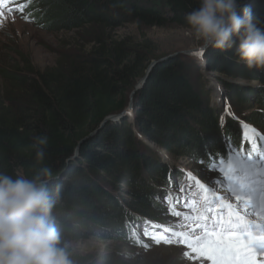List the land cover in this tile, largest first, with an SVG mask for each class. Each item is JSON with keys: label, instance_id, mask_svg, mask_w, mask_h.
Wrapping results in <instances>:
<instances>
[{"label": "trees", "instance_id": "trees-1", "mask_svg": "<svg viewBox=\"0 0 264 264\" xmlns=\"http://www.w3.org/2000/svg\"><path fill=\"white\" fill-rule=\"evenodd\" d=\"M255 3L252 9L264 18V0ZM28 5L26 12L43 30L74 33L72 46L80 48L75 49L76 53L67 50L53 67L46 69L37 68L29 59L16 65L0 61V172L13 175L19 170L32 176L47 165L53 173L51 182L63 172L78 148L85 157L89 152V160L81 164L88 170L84 167L70 175L68 189L58 198L62 207H57L73 212V219H80L87 227L95 217L99 230L94 228L89 234L110 237L112 233L145 248L165 242L161 230L166 223L173 231L189 233L179 225V218L184 214L191 216L189 212L197 205L193 200L185 203L184 199L197 190L204 193V200H210L211 188L204 179L224 182L227 191L239 190L242 196L248 191L246 187L240 188L229 166L237 157L264 151V119L252 115L243 117L246 123L227 120L233 117L230 110L223 119L218 110L221 107L213 102L211 92L205 97L194 84L203 77L198 76L196 82L191 78L193 72H205L207 67H218L214 72L235 78V49L219 52L208 48L201 57L163 62L167 67L161 62L154 68L159 72L148 77L138 91L141 104L148 110L147 117L152 118L145 131L134 129L138 112L134 105L131 116H121L120 123L112 125L117 123L113 122L90 138L107 117L127 109L128 94L144 77L150 59L149 55L144 56L145 47L143 50L142 45L117 34L118 30L130 23L145 28L170 24L190 28L186 16L199 7V0H30ZM204 57L209 60L206 67L202 66L206 62ZM238 69H243L240 74L247 73L260 83L263 94L259 102L264 105L262 71H250L245 65ZM230 88L236 105L245 106L246 93ZM128 120L131 127L126 125ZM195 123L197 129L193 127ZM38 135L49 138L43 164L36 161L35 150L30 147ZM146 136L165 147L174 159L189 157L196 164L169 170L167 165L143 153L145 146L140 137ZM125 174L134 197L128 206L105 190L107 186L117 190L116 185ZM49 191L54 200L56 190ZM176 191H181L182 200ZM258 202L257 189L252 203ZM52 220L62 244L70 242L61 217ZM153 225L161 226L153 233L155 230L149 228ZM72 260L73 264H125L113 255L95 260L72 253Z\"/></svg>", "mask_w": 264, "mask_h": 264}, {"label": "rangeland", "instance_id": "rangeland-1", "mask_svg": "<svg viewBox=\"0 0 264 264\" xmlns=\"http://www.w3.org/2000/svg\"><path fill=\"white\" fill-rule=\"evenodd\" d=\"M29 1L30 0H26V2ZM246 4H251V7L254 8L256 3L255 0H248L246 1ZM0 12H3V16H0V61L5 60L11 65H16L24 59H29L37 68L46 69L53 67L60 59L61 55L67 50H74V53H76L75 49L80 48L78 45L75 49L74 46H72L74 44V41L72 40L75 36L74 33L50 32L43 30L41 26L31 18V15L26 13L25 9H18L13 2H5L1 4ZM117 34L129 38L136 44L138 43L142 45L143 50L144 47L146 50L144 56L146 55L147 58L148 55L150 56L144 77L136 82L133 91L128 94L127 109L130 111V107L135 105V110H138V112L136 111V128L134 129L136 132L142 133L143 130L145 131V128L148 127V123L152 121V118L150 119L147 117L148 110L141 104L139 99L141 96L138 95V91L145 85V78H150L156 72H159L155 71L154 68L158 67L161 62H166L172 58L185 59L190 56L201 57L208 48L201 46L200 42L194 38L191 34L190 28L186 25L182 27L170 24L163 28H145L139 26L137 23H130L126 24L123 29L118 30ZM218 56L220 55L218 54ZM204 60H206V62L205 64H202V66L206 67L208 66L209 60L208 58H205ZM167 66L169 65H164V67ZM232 66L234 68L233 70H235L234 72H236V77L232 79H228L227 76L219 71L214 72L218 67H207L204 69L205 72L203 70L199 72L195 71L192 73L191 78L193 82H196L198 76L201 78L203 77V79L198 78L197 83L194 84L197 85L200 90L202 89L205 97H208L211 92L213 102L221 107L218 110L223 119L227 118L225 113L229 110L233 117H228L227 120L246 123L243 117L252 115H259L264 119V105H261L259 102V97H262L263 94L261 88H259L260 83L255 80V78L253 79L251 76H248L247 73H242L243 75L240 74L241 72L239 70L243 69H238V66H244V64L234 61ZM262 74L264 77V71H262ZM229 86L233 89H241L246 93L247 99L245 106L236 105L234 95L231 96L230 94L231 88ZM254 89L255 91H253ZM223 104H225V106H223ZM132 114L133 109L128 116H131ZM113 122L117 123L112 124ZM120 122L121 121L117 118L103 126L101 125L91 134L90 138L94 137L96 133L98 134L101 132L106 126H109L110 124L115 125ZM126 125L131 127V121H126ZM195 126L197 129L198 126L196 123L193 124V127ZM140 138L144 142L143 146H147L146 148H141L143 153L148 154L151 159L167 165L169 170L177 166L187 168L188 166L191 167L196 164V162L189 157H184L178 160L174 159L165 147L158 146L157 142L153 141L151 137L146 136L147 140L142 137ZM95 149L99 150V148ZM108 151L109 150L106 152ZM83 154L84 152L82 153L80 148H78L75 154L70 158V161L65 167H63V172L51 182L49 180L47 182L49 190H53L54 192L56 190L55 197H53L56 203L51 216L52 218L61 217L63 231L71 240L68 244L71 245L72 253L90 256L95 260H103L107 255H113L114 258L125 264H211L210 261L198 257L191 249L184 247L180 238L172 234L173 229L168 226L167 223V226L161 230L162 233L165 234L167 243L165 240L162 244H152L149 248L135 246L131 242L122 240L120 239L121 237L112 233L110 237L89 234V230L94 228L98 229V225L95 224V217L91 221L89 220L90 224L89 227H87L80 219H73V212L65 211L60 208L62 207V203L58 201V198L62 196L63 191H66L64 189H68L67 182L70 179V175L79 173L81 169L84 170V167L88 170L87 166L82 168L81 164L87 163L86 160H89V152L86 157L84 156L85 154ZM68 167L69 169H67ZM146 171L147 170L144 171V178L147 177ZM101 176L104 179L107 177L104 173H101ZM92 178H94V176H92ZM126 178L128 177L125 174L123 178L119 179V184L116 185L118 187L117 190L113 189L112 186H107L105 190L109 191L110 195L117 196V199H122L127 203L126 206H128V204L130 205L134 200V197L131 194L132 189L127 185L129 179ZM204 181L209 182L206 185L211 188L208 189V192L211 194V199L204 200V197H202L204 193L194 190L191 197L185 198L184 202L188 203L191 200L196 202V205H198L197 209L193 212L190 211L189 214L191 216H206L207 220L203 221V223L207 224L208 230L218 231V227L212 229L214 221H222L226 219L227 217H221L228 215L229 211L244 216L246 221L264 223V203H261L260 205L252 203L247 212H245L243 201L235 199L236 195H241L239 190L227 191L224 182L217 184L215 180L209 181L204 179ZM256 186L261 187L260 181H257ZM176 193H179L182 200L183 197L181 191H176ZM203 200L204 202H202ZM153 202L154 204H157L158 202L161 208H167V206L160 201L153 200ZM181 202L183 203V201ZM208 202L210 204L207 205L206 203ZM57 205L60 207H57ZM229 205H231V209L229 208ZM183 219L184 217L179 218V225L182 229L184 228L183 230H189V233H191L193 237L203 234V230L199 227L201 222ZM169 222L170 221H168V223ZM257 235H259V232H257ZM182 248L187 249V252L182 251ZM186 253L188 255H186Z\"/></svg>", "mask_w": 264, "mask_h": 264}, {"label": "clouds", "instance_id": "clouds-1", "mask_svg": "<svg viewBox=\"0 0 264 264\" xmlns=\"http://www.w3.org/2000/svg\"><path fill=\"white\" fill-rule=\"evenodd\" d=\"M10 2L25 11L29 6L26 0ZM186 21L202 47L235 49L237 63L264 71V18L244 0H199ZM48 145L46 135L31 144L38 163L43 164ZM52 174L47 165L32 176L0 172V264H73L71 245L62 244L51 216L56 201L47 182Z\"/></svg>", "mask_w": 264, "mask_h": 264}, {"label": "snow or ice", "instance_id": "snow-or-ice-1", "mask_svg": "<svg viewBox=\"0 0 264 264\" xmlns=\"http://www.w3.org/2000/svg\"><path fill=\"white\" fill-rule=\"evenodd\" d=\"M5 2L6 0H0V4ZM0 16H3V12H0ZM255 131L253 129V132ZM229 167L237 176L240 188L248 189L243 196L235 197L243 201L245 212L250 208L253 197L257 194V178L261 184L259 198L261 203H264V151L258 152L255 156L249 153L245 157H237ZM229 208L231 209V205ZM173 214L181 216L180 212ZM184 219L201 222L199 227L203 230V234L197 237L183 231H173L172 234L180 238V241L198 257L210 261L211 264H264V223L246 221L244 216L232 211H229L226 219L213 223V229L218 227V231L208 230L207 224L203 223L207 220L204 215L184 214Z\"/></svg>", "mask_w": 264, "mask_h": 264}, {"label": "water", "instance_id": "water-1", "mask_svg": "<svg viewBox=\"0 0 264 264\" xmlns=\"http://www.w3.org/2000/svg\"><path fill=\"white\" fill-rule=\"evenodd\" d=\"M245 1V0H244ZM128 109H126V110H124L122 113H120V114H114V115H110L109 117H107L103 122H102V126L103 125H105V124H107V123H109L110 121H112V120H115V119H119V118H121V116H123V115H126L128 112H129V110L127 111ZM84 141H86V139L84 140ZM83 141V142H84ZM83 142H81L80 144H82ZM70 161V159L67 161V162H69Z\"/></svg>", "mask_w": 264, "mask_h": 264}, {"label": "bare ground", "instance_id": "bare-ground-1", "mask_svg": "<svg viewBox=\"0 0 264 264\" xmlns=\"http://www.w3.org/2000/svg\"><path fill=\"white\" fill-rule=\"evenodd\" d=\"M246 1H248V0H245L244 2L246 3ZM200 51H202V50H200ZM200 51H199V52H200ZM145 79H147V78H145ZM145 79H144V80H145ZM145 81H146V80H145ZM131 111H132V107H130V111H129L126 115H123V116H128V115L131 113ZM209 214H210V213H209ZM211 218H212V217H211ZM211 221H212V220H211ZM209 222H210V220H209ZM209 222H208V223H209ZM214 222H215V221H214ZM184 225H185V224H184ZM185 227H186V226H185ZM188 228H189V227H188ZM183 229H184V228H183ZM210 229H211V228H210ZM212 229H213V228H212ZM200 232H201V231H200ZM196 234H197V233H196Z\"/></svg>", "mask_w": 264, "mask_h": 264}]
</instances>
